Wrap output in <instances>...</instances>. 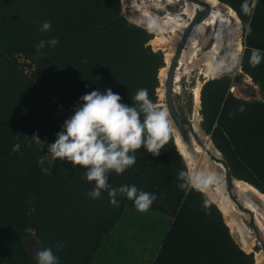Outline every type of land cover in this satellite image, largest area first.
<instances>
[{
    "label": "trees",
    "instance_id": "obj_1",
    "mask_svg": "<svg viewBox=\"0 0 264 264\" xmlns=\"http://www.w3.org/2000/svg\"><path fill=\"white\" fill-rule=\"evenodd\" d=\"M216 1L242 25L241 71L260 99L235 97L228 77L207 80L200 126L228 174L264 195V0ZM44 22L49 31L40 30ZM52 38L59 41L55 47L37 50ZM152 39L121 14L120 0H0V264H37L26 249L31 237L39 250L51 248L58 264H124L129 258L136 264L131 247L143 243L144 233L155 234L150 264H254L219 208L191 185L173 134L158 156L141 148L133 166L108 173L109 189L135 185L156 197L142 211L148 228L126 226L115 238L134 202L117 194L114 205L107 190L93 199L87 169L46 159L47 146L86 93L110 88L121 103L136 106L133 96L146 89L156 104L164 61ZM254 49L259 64L251 62Z\"/></svg>",
    "mask_w": 264,
    "mask_h": 264
},
{
    "label": "clouds",
    "instance_id": "obj_2",
    "mask_svg": "<svg viewBox=\"0 0 264 264\" xmlns=\"http://www.w3.org/2000/svg\"><path fill=\"white\" fill-rule=\"evenodd\" d=\"M50 28V22H44L40 30L46 32ZM58 42L52 38L40 41L36 47L37 50L55 47ZM261 58L259 50L254 49L251 62L259 64ZM121 99L110 88L103 93L94 90L81 96L74 114L65 120L55 142L47 146V153L54 160L87 169L85 179L95 182L88 193L93 199L107 190L110 203L117 205L119 194L133 201L138 211H146L156 199L155 195L138 191L135 185L109 189L108 173L121 174L133 166L136 163L134 153L141 148L153 157L158 156L174 131L173 122L166 108L158 107L148 98L146 89H139L133 96L136 106L121 103ZM31 139L44 144L37 135ZM34 258L37 264H58V257L51 248L35 251Z\"/></svg>",
    "mask_w": 264,
    "mask_h": 264
},
{
    "label": "rangeland",
    "instance_id": "obj_3",
    "mask_svg": "<svg viewBox=\"0 0 264 264\" xmlns=\"http://www.w3.org/2000/svg\"><path fill=\"white\" fill-rule=\"evenodd\" d=\"M168 1L169 0H163L159 2L157 0H151V1L149 0H141V1L140 0H120L121 14L130 22L147 29L150 33L153 34V39L149 42V45L152 47L154 51L160 50L162 52L163 61H164V53L166 52V48H168L170 45L169 42H171V40L174 37H175L174 39L179 38L177 42V45H179L182 39V35L185 32H188V29H187L183 33H181L182 31H180L177 27H174L173 22L175 20L179 21V23H182L185 21L186 16L183 14V11L185 9V2L186 1L191 2L192 0L178 1L176 2V4H171ZM204 8L206 9V7ZM229 9H230L229 7L218 3V11L220 12V15H223L222 18L224 19V23L216 27L217 35H216L215 41L218 42V44H220L218 48V52H217V61L221 60L224 62L225 65L223 67L215 69L213 71L214 73L209 75L208 77L204 76L205 72L208 71V68L205 66V63L208 58V54H206L207 53L206 51L210 49V45H209L210 42L207 41V39H205L206 36H203V35L199 36L198 41H197L198 46H199V51L197 52L196 58L194 59L193 63L189 65L188 70L183 75L181 82L179 84V87H180L179 91L176 94L174 92L172 94V99H173L177 114L179 117L185 120V124H183V132L180 133L177 129L176 130L178 131L181 139L186 144H191L190 142H192V139L195 138L196 136L191 129L192 127L191 119H192V115L194 111L193 90L196 87L198 82L201 83V88H202L203 84L207 80L218 78V77H228L233 82L232 87L234 89L232 91V94L235 97L244 99V100L260 99L258 95L257 87H255L253 83L251 82L250 78L241 71L240 63H241V57L244 51L245 33H244V30L242 28V25L239 19H237V17L233 18L230 15L231 13L229 12ZM205 15L206 13L204 14V12L198 11L197 15L192 20L193 21L192 25L194 26L198 24L200 21H202L205 18ZM170 17L172 19H170ZM190 25L191 24H189V27ZM238 44H240L241 46L240 50L238 49ZM164 66H165V63H164ZM158 78H159V72H158ZM158 80H159V87L156 90V93L158 92L156 105L160 107L158 103H159V92H160L159 88L161 86V81H160V78ZM248 90L254 91L255 93L254 97H249L246 95L245 91H248ZM199 97H200V92H199ZM199 110H200V107H198L197 115H198L199 122H201ZM172 134L174 137V133ZM174 142H175V137H174ZM46 159L50 160L52 159V156L50 154H47ZM185 164L187 166V170L190 176V168L188 164L186 163V161H185ZM222 164L224 166V169L227 171L228 169L226 167V164L225 163H222ZM191 184L194 187L196 186L192 179H191ZM197 188L200 189L199 187ZM231 188L232 187H230V184H229L228 192L232 196ZM242 212L247 214L248 211L244 210ZM147 220L148 219L146 218V214L144 212L138 211L137 209H126L124 212L122 221L119 222L118 226L116 227V231L113 232V238L120 236L122 233L121 230L125 228L126 226H140L142 224L144 225L145 228H148ZM143 222L145 224H143ZM252 222L253 221L249 220L247 222V225L251 230L250 235L253 239V247L250 251L246 253H252L253 258H254V253L261 252L264 255V240L261 237V234L258 231V229L257 228L253 229L250 226V223ZM154 235L155 234L153 233L149 235L144 233V238L140 239L143 241V243L139 242L136 246L131 247V250L133 249V253L135 254L133 255L132 262H134L135 260L136 264H150L151 263V260H152L151 255L148 254L147 249L152 247L151 240L153 239ZM231 235L234 238V240L237 242L238 240L235 234L231 233ZM145 241H148L146 246L144 245ZM237 244L240 246L238 242ZM144 247H145V251L142 250ZM26 249L30 253V255L35 257V251H38L39 248L37 247L35 239L33 237H31L26 242ZM141 250L143 252H141ZM130 260L131 258H129L128 263L125 262L124 264H132L130 263ZM133 264H135V262Z\"/></svg>",
    "mask_w": 264,
    "mask_h": 264
},
{
    "label": "bare ground",
    "instance_id": "obj_4",
    "mask_svg": "<svg viewBox=\"0 0 264 264\" xmlns=\"http://www.w3.org/2000/svg\"><path fill=\"white\" fill-rule=\"evenodd\" d=\"M157 1L159 2L163 0ZM178 1L184 0H169L168 2H170L171 4H176V2ZM218 3L219 2H217L216 0H192L191 2L186 1L185 9L183 11V14L186 16L185 21L179 23V21L175 20L173 22L174 27H177L180 31H182L181 33L188 29L185 48L180 54L175 71V82L173 86V92L175 94L180 89L179 84L183 75L188 70L189 65L193 63L194 59L196 58L197 52L199 51V46L197 43L199 36H206L205 39L210 42V49L206 51V54H208V58L205 63L208 71L205 72L204 76L208 77L209 75L214 73L213 71L215 69L223 67L225 65L223 61H217V52L220 44L215 41L217 35L216 27L224 23V19L222 18L223 15H220V12L218 11ZM204 5H207V7ZM204 7H206V9L208 8L205 18L198 24L193 26L192 20L195 18L196 13L198 11L204 10ZM229 12L231 13L230 15L233 18L236 17L235 13L231 9H229ZM170 19L172 18L170 17ZM189 24H191L190 27ZM174 38L171 40V42H169L170 45L168 48H166V52L164 53L165 66L159 70L161 86L159 88L160 92L158 105L163 108H166L164 100L165 81L167 79L170 62L175 55V51L178 48L177 42L179 38ZM238 49H241L240 44H238ZM200 88L201 83L198 82L193 90L194 111L191 119V129L192 131L197 133L198 140H196L195 137L192 139V142H190L191 144H186L181 139L178 131L176 130V127L173 124L175 144L177 150L183 156L184 160L190 168V177L193 180L194 184L199 187L213 203L217 205L230 232L232 234H235L238 240L237 242L240 244L242 249L245 252H248L253 247V239L250 235L251 230L248 227L246 221H248L249 219L254 220L255 227L258 229L261 237L264 240V195L246 182L237 179L233 180L232 185L234 189L232 188V192L235 191V193L240 197L239 201L241 202L243 209L250 213L249 215L248 212L246 214L242 211L237 210L235 208V203L227 195L225 184L226 170L224 169V166L220 161L221 158L218 159L219 157H221L220 152L214 148L212 142L200 127V122L197 115L198 107H200ZM208 153H211L213 155H211L210 157L214 159V161H211L206 157ZM254 264H264V255L261 252L254 253Z\"/></svg>",
    "mask_w": 264,
    "mask_h": 264
},
{
    "label": "water",
    "instance_id": "obj_5",
    "mask_svg": "<svg viewBox=\"0 0 264 264\" xmlns=\"http://www.w3.org/2000/svg\"><path fill=\"white\" fill-rule=\"evenodd\" d=\"M207 7V5H204ZM208 11V8L204 11V14ZM186 38H187V32L184 33L182 35V39L178 45V48L176 50V53L174 55V57L172 58L171 62H170V65H169V71L167 73V79L165 81V105H166V109L169 113V117L171 119V121L173 122L174 126L176 127V129L181 133L183 132V124H182V118L178 116L177 114V111L175 109V106H174V102H173V99H172V94H173V86H174V82H175V79H174V76H175V71H176V68H177V63H178V59L180 57V54L182 52V50L185 48V41H186ZM248 95L249 96H253L254 93L253 91L249 90L248 92ZM201 127V126H200ZM203 131V130H202ZM204 132V131H203ZM210 140V138H209ZM211 141V140H210ZM213 145V144H212ZM214 146V145H213ZM215 148V147H214ZM216 149V148H215ZM178 151V150H177ZM179 152V151H178ZM181 155V154H180ZM221 155V153H220ZM182 156V155H181ZM183 157V156H182ZM220 161L222 163H225L224 161V158L222 157L221 155V159ZM227 174H228V170L226 171V177H227ZM235 178L232 177V176H229V178H226V182H231V185L233 184V180ZM192 185V184H191ZM193 186V185H192ZM194 187V186H193ZM196 188V187H194ZM198 189V188H197ZM200 190V189H199ZM201 191V190H200ZM203 192V191H201ZM232 192V191H231ZM233 193V192H232ZM235 195V197H239L238 195H236L235 193H233ZM227 195L230 197L229 193H227ZM237 197H236V201H237Z\"/></svg>",
    "mask_w": 264,
    "mask_h": 264
},
{
    "label": "flooded vegetation",
    "instance_id": "obj_6",
    "mask_svg": "<svg viewBox=\"0 0 264 264\" xmlns=\"http://www.w3.org/2000/svg\"><path fill=\"white\" fill-rule=\"evenodd\" d=\"M205 10V9H204ZM204 10H202V11H199V12H203ZM196 15H197V13H196ZM195 15V16H196ZM202 129V128H201ZM194 132V131H193ZM194 134L196 135L195 137H196V139L198 140V138H197V133H195L194 132ZM210 154V155H209ZM212 154L211 153H208V155L206 156L208 159H210L211 161H214V159H212L210 156H211ZM213 156V155H212ZM215 158H218V157H215ZM221 157H219L218 159H220ZM226 174V173H225ZM225 174H224V176H225ZM229 174H227V177H225V184H226V193H229L228 191H227V189L229 188V184H230V187H232L233 189H234V187H233V185H231V182H230V180H229V182H226V178H229ZM232 188H231V191H232ZM233 193H235V191H233ZM233 193H231L232 194V196L230 195V199L235 203V208L237 209V210H239V211H244L243 210V207H242V204H241V202L239 201V198L240 197H237V201H236V197H235V195L233 194ZM236 194V193H235ZM237 195V194H236ZM240 205V206H239ZM239 208V209H238ZM250 213H248V215H249ZM249 220H251V221H253L252 223H250V226L254 229V228H256L255 227V223H254V220L253 219H249ZM248 220V221H249ZM248 221H246V223L248 222ZM254 223V224H253Z\"/></svg>",
    "mask_w": 264,
    "mask_h": 264
},
{
    "label": "built area",
    "instance_id": "obj_7",
    "mask_svg": "<svg viewBox=\"0 0 264 264\" xmlns=\"http://www.w3.org/2000/svg\"><path fill=\"white\" fill-rule=\"evenodd\" d=\"M233 89H234V88L231 86V88H230V92H231V93H232ZM248 91H249V90H248ZM248 91H245L247 96H249L248 93H247ZM251 91H253V90H251ZM253 93H254V91H253ZM254 94H255V93H254ZM249 97H254V95H253V96H249Z\"/></svg>",
    "mask_w": 264,
    "mask_h": 264
}]
</instances>
